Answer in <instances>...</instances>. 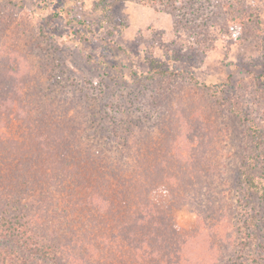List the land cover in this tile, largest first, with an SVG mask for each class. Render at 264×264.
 <instances>
[{"label": "rangeland", "instance_id": "obj_1", "mask_svg": "<svg viewBox=\"0 0 264 264\" xmlns=\"http://www.w3.org/2000/svg\"><path fill=\"white\" fill-rule=\"evenodd\" d=\"M95 1L0 0V208L84 264H264V0Z\"/></svg>", "mask_w": 264, "mask_h": 264}, {"label": "trees", "instance_id": "obj_2", "mask_svg": "<svg viewBox=\"0 0 264 264\" xmlns=\"http://www.w3.org/2000/svg\"><path fill=\"white\" fill-rule=\"evenodd\" d=\"M110 6L111 0H96L93 4L94 10L103 12L99 18L103 22H111L110 14H108V12L110 13ZM153 65L155 66V61L150 60V67ZM155 69L157 72L158 67L155 66ZM249 127L252 130V150L245 160L247 171L242 173L241 180L246 190H256L264 201V176L255 175L251 172L257 169L264 170V133L260 134L258 126L253 124ZM71 132L70 128L69 136H71ZM71 140L72 142L68 141V149L64 147L65 150L61 159L63 164L74 162L76 156L88 155L89 157L91 154V148H88L82 142H78L73 137ZM64 141L66 142V139ZM33 143L40 144L41 142L35 139ZM57 144H54L53 152L58 151ZM26 162V169L35 165L31 160H26ZM18 165L23 164L19 163ZM73 174L77 175L76 172ZM81 178L84 180V176H81ZM14 194L8 191L4 197L6 199L5 205L9 204V208H0V264H54L55 262L56 264H69V262L76 264V261L79 262L78 264L87 263V259L81 257H77V259L71 254H67L63 258L62 250L65 245L59 242L60 240L57 241L55 237H49L48 233L45 237L41 232L42 222L37 221L39 215L37 213L33 214L27 203L23 204L13 198ZM70 239L75 241L73 246L79 245L78 241L73 240V238Z\"/></svg>", "mask_w": 264, "mask_h": 264}]
</instances>
